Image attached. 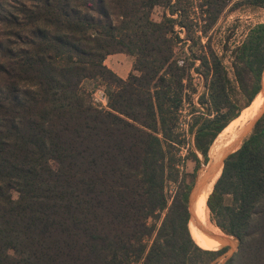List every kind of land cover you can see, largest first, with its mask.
I'll list each match as a JSON object with an SVG mask.
<instances>
[{"label": "trees", "instance_id": "obj_1", "mask_svg": "<svg viewBox=\"0 0 264 264\" xmlns=\"http://www.w3.org/2000/svg\"><path fill=\"white\" fill-rule=\"evenodd\" d=\"M188 1L0 0V264H217L226 247L192 236L188 196L264 85V22L219 50L212 31L226 8L264 0H191L193 14ZM117 52L133 57L124 78L104 63ZM254 119L206 198L238 240L220 264H264V101Z\"/></svg>", "mask_w": 264, "mask_h": 264}, {"label": "rangeland", "instance_id": "obj_2", "mask_svg": "<svg viewBox=\"0 0 264 264\" xmlns=\"http://www.w3.org/2000/svg\"><path fill=\"white\" fill-rule=\"evenodd\" d=\"M183 4L185 5V8L188 9L189 14H193V12H192V6L193 5L191 4V0H189L188 2H185ZM164 12H165L164 8H162L160 6H155L151 11V18L154 20H159L162 17ZM257 22H264V10L263 9L251 10L250 8H247L245 6H241V7H237V8H226L223 11V13L220 15V17H219V19H218V21H217V23H216V25L212 31V44H213V46L219 50L220 49V43L218 41L223 40L225 37H228L229 44H235V43L239 42L244 37V34L247 31V29L250 26H252L253 24H256ZM183 35H184V33H181V36H183ZM185 48H186V46L182 50L179 47H176V57L182 58L184 56V53H182L180 51H184ZM104 63L109 68H111L115 73H117L119 76L125 77L132 70L133 57L130 55H127L125 53H122V52L112 53V54H109L106 56ZM225 64L227 66H229L228 59L225 60ZM191 73L193 76L192 83H193L194 87L196 88V92L191 97L194 100H196L198 94L204 90V80L197 73L192 72V71H191ZM83 86L87 90H90L92 88H96L95 91L93 92L94 101L97 104H100L104 107L106 106V98L103 94V91H102L103 86L100 82L85 80L83 83ZM253 100L251 101V103L247 107L242 109V115L241 116L245 115L246 113L249 112L250 109H252ZM184 107L186 109L189 108V106L186 103L184 104ZM258 117H259V115L256 118H258ZM180 119H181L182 124L186 121L187 115H186L185 111L182 112V116L180 117ZM253 119H254V117H253ZM237 123H239V122H237ZM252 125H253V123H252ZM237 128L235 127L234 130H236ZM180 132L183 133V136L181 137V139H182L181 145H183L181 153L186 154L188 151V148L191 145L192 136L190 133L184 132V130L180 131ZM226 135L224 137L219 138V139H216L218 136L215 138L213 143H214V145H218V149H220V147L225 144L226 139H227L228 135H230V133H228ZM211 155H212V153L209 152V157L212 159L213 157ZM199 157L202 160V157L200 154H199ZM193 166H194V162L190 159H187L184 163L185 171L188 173L192 172ZM205 172H206V166H204L202 163L200 165V167L197 169L195 176L193 178V183H192L191 190L189 192L188 201L190 200V198H191V196H192V194H193V192L197 186L199 187V189L202 188L201 192H203L204 194L206 192L207 193L210 192L212 185H213L214 181L216 180V178L218 177L219 174H217L215 177V171L211 165L210 169H208V171L206 173V174H208L210 179L209 178L206 179L205 182L202 183V187H201V181H203V176H204ZM188 179L190 180L191 177L189 176ZM173 189H174L173 184H170L167 188V190L170 194L172 193ZM14 196H16V193H14ZM198 198H199V196H198ZM207 213H208V216L210 217L208 209H207ZM191 225L192 224L190 223L189 227ZM227 237L232 239V241L229 243L226 241H223V242H226V244L228 243L230 246L227 245L225 252L216 258V260L214 262H216L217 264L222 263L224 260H226L229 256H231L237 250L238 240L234 237H231V236H227ZM10 253H12V252H10Z\"/></svg>", "mask_w": 264, "mask_h": 264}, {"label": "bare ground", "instance_id": "obj_3", "mask_svg": "<svg viewBox=\"0 0 264 264\" xmlns=\"http://www.w3.org/2000/svg\"><path fill=\"white\" fill-rule=\"evenodd\" d=\"M264 101V85L254 98L252 102V109L249 110L248 113L241 116L236 122H234L226 131L225 135L230 133L228 135L226 142L223 146L218 149V145H215L214 150L212 151V167L215 171V177L218 174L219 166L222 162L223 156L232 151L235 150L241 143L242 139L249 133L252 123H253V117L259 106ZM239 122V123H237ZM235 127L237 128L236 130ZM224 135V136H225ZM223 136V137H224ZM227 136V135H226ZM220 146V145H219ZM208 193L205 194L203 192L200 193L199 198L197 199L194 207V215L197 219V221L211 234L222 236V232L219 230L218 227H216L210 220V217L207 213L206 207V198ZM191 230H192V236H194L198 241L204 243L206 245V248L215 249L220 246V242L218 240L212 239L210 237H207L206 235L202 234L197 227L191 223ZM224 238V237H223ZM222 240L226 242H231L232 239L230 238H224ZM195 240V239H194ZM225 242V243H226ZM197 243V242H196ZM199 245V244H198ZM201 246V245H200ZM204 247V246H202Z\"/></svg>", "mask_w": 264, "mask_h": 264}, {"label": "water", "instance_id": "obj_4", "mask_svg": "<svg viewBox=\"0 0 264 264\" xmlns=\"http://www.w3.org/2000/svg\"><path fill=\"white\" fill-rule=\"evenodd\" d=\"M264 71V70H263ZM263 73V72H262ZM261 80H262V78H261ZM254 124V123H253ZM253 126V125H252ZM252 128V127H251ZM251 130V129H250ZM214 142V141H213ZM213 144V143H212ZM238 148V147H237ZM236 148V149H237ZM235 149V150H236ZM234 150H232V151H230V152H228V153H226L224 156H223V158H222V164H223V160H224V158L229 154V153H231V152H233ZM212 163H213V160L209 157L208 158V161L206 162V163H203V165L204 166H206V172H205V174H204V176H203V181H201V187H202V183L203 182H205V180L206 179H208L209 178V176H208V174H206L207 173V171H208V169H210V167H211V165H212ZM222 168V167H221ZM220 174V173H219ZM219 176V175H218ZM210 179V178H209ZM217 179V178H216ZM215 182V181H214ZM214 184V183H213ZM213 186V185H212ZM201 189L202 188H200L199 189V187L197 186L196 187V189L194 190V192H193V194H192V196H191V198H190V200L188 201V208H189V215H190V217H189V222H188V225H190V223H193L196 227H197V229L202 233V234H204V235H206L207 237H210V238H212V239H215V240H218L219 242H220V246L219 247H217V248H215V249H218V248H223V247H226L227 245H229V244H226L225 242H223V240H222V238L224 237V238H228L227 237V235H225V234H222V236L223 237H221V236H218V235H213V234H211V233H209L198 221H197V219H196V217H195V215H194V207H195V203H196V200H197V198H198V196L200 195V192H201ZM212 189V188H211ZM211 191V190H210ZM209 194V193H208ZM188 198H189V196H188ZM189 229H190V227H189ZM190 232H191V229H190ZM192 234V233H191ZM231 237H233V236H231ZM223 238V239H224ZM235 238V237H234ZM230 246V245H229Z\"/></svg>", "mask_w": 264, "mask_h": 264}, {"label": "built area", "instance_id": "obj_5", "mask_svg": "<svg viewBox=\"0 0 264 264\" xmlns=\"http://www.w3.org/2000/svg\"><path fill=\"white\" fill-rule=\"evenodd\" d=\"M180 125H181V127L183 128V130H185V132H186V123L184 122L183 124L182 123H180Z\"/></svg>", "mask_w": 264, "mask_h": 264}, {"label": "crops", "instance_id": "obj_6", "mask_svg": "<svg viewBox=\"0 0 264 264\" xmlns=\"http://www.w3.org/2000/svg\"><path fill=\"white\" fill-rule=\"evenodd\" d=\"M126 77V76H125ZM124 78V77H123Z\"/></svg>", "mask_w": 264, "mask_h": 264}]
</instances>
